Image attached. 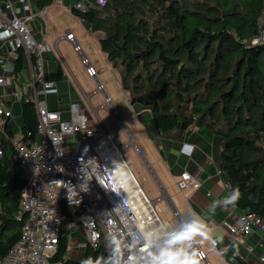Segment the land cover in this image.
I'll use <instances>...</instances> for the list:
<instances>
[{
	"label": "trees",
	"instance_id": "obj_1",
	"mask_svg": "<svg viewBox=\"0 0 264 264\" xmlns=\"http://www.w3.org/2000/svg\"><path fill=\"white\" fill-rule=\"evenodd\" d=\"M44 9L54 0H30ZM71 12L90 31H101L100 49L119 70L131 103L147 108L160 132L205 124L222 137L219 165L230 192L239 187L243 212L264 223V0H90ZM22 57L18 58V68ZM17 68V70H18ZM20 134L37 139L38 116L21 102ZM6 128L0 160V258L19 240L26 216L20 212L28 172ZM75 221L62 207L60 243L54 256L67 260ZM106 243L84 247L81 258H102ZM68 263L76 262L68 259Z\"/></svg>",
	"mask_w": 264,
	"mask_h": 264
},
{
	"label": "built area",
	"instance_id": "obj_2",
	"mask_svg": "<svg viewBox=\"0 0 264 264\" xmlns=\"http://www.w3.org/2000/svg\"><path fill=\"white\" fill-rule=\"evenodd\" d=\"M54 0L53 2H55ZM100 6L107 0H95ZM80 10L87 8L86 0L75 5ZM42 14L48 16L43 10ZM34 6L30 0H0V160L4 149L2 135L13 119L12 105L15 101L34 103L37 116V139L26 143L21 134L14 135L12 144L17 149L19 164L27 170L28 178L21 191L20 212L26 216L21 236L9 252L0 258V264H79L81 253L73 259L56 260L60 243L62 207L71 211L73 220L79 222L86 241L78 237L69 240L75 247H99L108 243L109 234L121 242L123 261L130 255H139L142 241L141 229L160 232L172 228L170 221L162 219L160 198L150 199L130 171L121 147L104 127L99 116L86 112L87 104L71 103L68 116L59 109L48 106V95L56 92V82L46 79L44 53L54 50L46 36L37 39L33 32ZM264 25V17L261 20ZM72 43L80 55L89 77L96 80V88L88 93L92 108H107L120 118L118 108L98 78L97 68L90 63L75 34L68 30L58 38ZM264 42V30L253 43ZM26 58L28 71L26 81L9 83L8 76L20 78L17 60ZM15 84L12 91L9 88ZM103 93L105 103L94 106L91 97ZM10 103V104H9ZM179 189L198 188L200 181L189 171H184L178 181ZM230 187V184L228 183ZM173 216L179 218L177 209ZM180 224V227H183ZM223 226L238 241H244L258 227L263 232L264 223L255 213L242 212L235 222L225 220ZM71 241V242H70ZM75 241V242H73ZM251 249V247H250ZM204 253L202 264H211ZM113 255L107 248L102 258ZM264 263V256L260 257Z\"/></svg>",
	"mask_w": 264,
	"mask_h": 264
},
{
	"label": "crops",
	"instance_id": "obj_3",
	"mask_svg": "<svg viewBox=\"0 0 264 264\" xmlns=\"http://www.w3.org/2000/svg\"><path fill=\"white\" fill-rule=\"evenodd\" d=\"M79 1L82 0H56L44 9H38L33 4L35 20L32 21V29L35 37L40 39L45 35L48 42L51 45L54 44L56 47L54 48L52 45L54 50L44 53L45 77L46 79L55 81L57 88L56 92L48 95V106L51 109L61 110L63 117L68 116V109L71 103H83L86 99H88L89 102L88 93L81 85V89H79L76 84L78 85V83H81V79L88 83L91 77L87 75L86 67L82 64L81 57L74 53L71 45L66 41H58V38L64 35L66 31L70 30L75 34L79 43L87 45L89 41L99 53V56L93 54L90 58L83 49L90 63L95 67H99L96 63H98V60L101 62L103 60L106 67L110 69L105 59L106 55L104 54V56L102 54L99 45V41L104 35L103 32H90L86 25L85 27H81L79 22L82 24V19L71 12L72 5H76ZM86 3L89 4L90 0H86ZM56 7H60L61 9H59L61 11L71 15V19L69 18L67 21V23L70 22L68 25L63 24V26H58L59 23L50 21L51 12ZM43 10L48 12L47 17L42 14ZM43 19L46 22L45 28ZM38 22L42 27H39ZM77 25L80 28L79 30L75 29ZM58 43L60 44L59 46ZM59 47H61V51L59 52L61 57L57 54ZM74 55L77 57L78 61L75 60ZM20 57H22L20 68H18V61L16 62L18 70L22 71V75L20 78H15L11 74L7 75L9 83L26 81L27 77L25 73L28 71L26 58H23V55ZM70 60L74 62V65L70 64ZM98 72L97 80L103 83L100 79L102 70L98 69ZM118 83H120V81ZM13 87H15V84H13L9 90L12 91ZM0 92H2V89H0ZM18 103L21 105V102ZM11 105L13 116L14 110H17V112L21 114V107L17 105V102ZM91 109L94 116L98 115L99 110L92 107ZM86 112L89 115H93L88 106ZM11 121L12 119L9 124ZM131 121L136 130V139L134 140L131 136L130 142L139 145L141 152L144 154L148 170L157 183L156 185L154 180L152 178L150 179L145 174L144 181H146V189L154 199L160 198V206L161 201L167 200L171 205L172 211L173 209H177L179 212V218H175L172 212H165V220L170 221L172 227H180L179 222L186 219L188 213L199 214L211 229V237L218 241L215 246H213L210 241H202L201 248L206 251L211 264H264L260 260V257L264 256V236L260 228L254 227V232L251 236L247 237L244 241H238L223 226L225 220L235 222L243 210L237 206L234 208L229 207L228 209L216 208L214 211L211 209V204L214 201H219L227 197L230 193L228 180L219 165L222 137L205 124L195 125L183 131L172 130L169 132H160L155 128L152 115L147 108H142L140 113L136 114V118H131ZM127 145L128 144L125 146ZM122 149L123 146L121 147V150ZM184 171H189L197 177L200 181V186L198 188L190 186L186 189H179L177 187V181ZM138 173L140 174V171H138ZM154 185H156L158 189H155ZM141 188L145 192L144 186H141ZM173 218L177 221L175 224L173 223ZM77 234L78 232L73 230L70 239L74 240V237H78ZM77 247H79V249L82 248L79 244L72 247L68 243L67 255L71 256L73 259L80 253L82 256L83 251L76 250Z\"/></svg>",
	"mask_w": 264,
	"mask_h": 264
},
{
	"label": "rangeland",
	"instance_id": "obj_4",
	"mask_svg": "<svg viewBox=\"0 0 264 264\" xmlns=\"http://www.w3.org/2000/svg\"><path fill=\"white\" fill-rule=\"evenodd\" d=\"M59 8L60 7H58V8L56 7L52 10L51 16H50V21H53V22L55 21L56 23H59L58 26L59 25L63 26V24L68 25L70 22L67 23V21L71 15L61 11L60 10L61 8L60 9ZM38 25H39V27H42V25L39 22H38ZM43 25L45 28L46 22L44 21V19H43ZM79 25L81 27H85L84 22L82 24H80V22H79ZM75 29L79 30L80 28L77 25V27H75ZM45 31H46V29H45ZM96 32H98V31H96ZM61 41L68 42L71 45L74 53H76L78 56H80L74 50L72 43H70L66 39L61 40ZM59 43H58V46L60 45ZM80 44H81L82 48L84 49L85 53L90 58L93 54H97V56H99L98 50L94 47L93 44L89 43V41H88L87 45H84V43H80ZM52 45L54 46V48H56L54 44H52ZM60 48L61 47L58 48L59 51L57 50V52H58L57 54L61 57V54L59 53L61 51ZM102 54L104 55L103 52H102ZM74 58L76 61H78V59L75 55H74ZM105 59L109 65L110 69H108L106 67V65L102 59H101L102 62L100 60H98V63L95 62L96 65L99 66L101 69L99 67H96V68H98L99 70H102L100 79L102 80L103 85L106 88V91L111 96V98L113 100V104L118 108L119 113H120V118L118 116L113 115L106 108L98 109L99 110L98 116H99L100 120L102 121L104 127L107 129V131L114 138L115 142L120 147L123 146L122 155H123L124 160L127 162L128 167L129 168L131 167L130 171L131 170L133 171V173L135 174L136 178L139 181V184L141 186H144L145 193L149 196V198L154 199L153 197H151L149 191L145 187V183H146V181H144L145 174L150 179L152 178L156 185H157V183L155 182L154 177L152 176V174L148 170L147 163L144 159V154H143V152H141L139 145L137 143L134 144L133 142H130L131 136L134 138V140L136 139L135 138L136 130L133 127L131 118H136V114L140 113V110L142 108L144 109V107L140 104H138L137 106H134L131 103L130 93L128 91L123 90L120 83H118L119 77H120L119 76V70L113 66L112 62H110L106 56H105ZM69 62L71 65H74V62L72 60H70ZM80 85L82 86V88L87 93H90L91 91H93L96 88V81L93 78H89V82L86 83V81L81 79V83H78V85L76 84V86L79 89H81ZM15 102H17V105L20 106V103H18V101H15ZM85 102L88 105V108L91 111V113L94 115V113L91 109V105L88 102V99H86ZM91 103L94 106H99L100 104L105 103L103 93L99 92V93L93 95L91 97ZM138 109H140V110H138ZM13 118L14 119H12L11 123L9 124V128L11 131L15 132L16 135H19L20 134V127L22 124L21 114L18 113L17 110H14V117ZM126 144H128V145L125 146ZM138 171H140L141 175L138 173ZM156 185H154V188L158 189ZM160 204L163 208L161 217H162V219H165V212L171 213L172 208H171V205L168 203L167 200L161 201ZM173 219H174L173 223L175 224L177 221L175 218H173ZM75 223L76 224L74 225V230L78 232V234H77L78 240L80 243H84L86 241V238H85L84 234L82 233V228L80 227L79 222L76 221ZM76 250H82L83 251L84 247H82L80 249H79V247H77ZM70 251H71V249H70Z\"/></svg>",
	"mask_w": 264,
	"mask_h": 264
},
{
	"label": "clouds",
	"instance_id": "obj_5",
	"mask_svg": "<svg viewBox=\"0 0 264 264\" xmlns=\"http://www.w3.org/2000/svg\"><path fill=\"white\" fill-rule=\"evenodd\" d=\"M241 196L239 187L233 188L227 197L214 201L211 209L234 208ZM179 223L184 226L164 228L160 232L141 229L143 239L135 242L140 247V254L130 255L126 262L123 261L121 242L109 234L106 247L113 255L107 259L88 257L81 264H202V241H210L213 246L218 241L211 237V229L199 214L188 213Z\"/></svg>",
	"mask_w": 264,
	"mask_h": 264
},
{
	"label": "bare ground",
	"instance_id": "obj_6",
	"mask_svg": "<svg viewBox=\"0 0 264 264\" xmlns=\"http://www.w3.org/2000/svg\"><path fill=\"white\" fill-rule=\"evenodd\" d=\"M117 151H118L119 154L122 155L121 149H118ZM129 169H130V168H129ZM132 173H133V172H132ZM133 175H134V174H133ZM141 189H142V188H141Z\"/></svg>",
	"mask_w": 264,
	"mask_h": 264
},
{
	"label": "water",
	"instance_id": "obj_7",
	"mask_svg": "<svg viewBox=\"0 0 264 264\" xmlns=\"http://www.w3.org/2000/svg\"><path fill=\"white\" fill-rule=\"evenodd\" d=\"M121 152H122V150H121Z\"/></svg>",
	"mask_w": 264,
	"mask_h": 264
}]
</instances>
